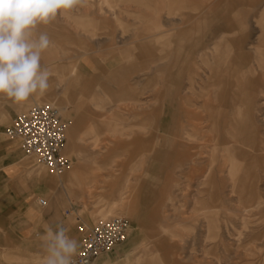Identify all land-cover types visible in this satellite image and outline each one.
I'll return each mask as SVG.
<instances>
[{
	"label": "rangeland",
	"instance_id": "374dc122",
	"mask_svg": "<svg viewBox=\"0 0 264 264\" xmlns=\"http://www.w3.org/2000/svg\"><path fill=\"white\" fill-rule=\"evenodd\" d=\"M38 31L52 41L42 55L50 88L18 112L57 106L71 159L56 174L21 151L24 174L41 186L33 199L46 201L39 208L59 204L80 245L81 224L129 220L127 239L94 264H264V0H81ZM220 48L227 62L218 67L234 66L243 87L216 86ZM171 72L181 77L171 98L184 110L174 131ZM235 119L244 129L231 128ZM10 124L0 112L1 138L17 149ZM170 135L187 160L178 146L165 157Z\"/></svg>",
	"mask_w": 264,
	"mask_h": 264
},
{
	"label": "crops",
	"instance_id": "0c3cea01",
	"mask_svg": "<svg viewBox=\"0 0 264 264\" xmlns=\"http://www.w3.org/2000/svg\"><path fill=\"white\" fill-rule=\"evenodd\" d=\"M233 45L227 44L222 45V47L228 49L230 46L231 48H229L231 50L234 49ZM222 51L223 48H220L214 55L213 71L214 69L217 71L222 70L221 72L223 75L218 77L217 74V77L215 76L218 79L215 83L216 86L222 88L226 86L227 89L243 87L244 79H240L242 82H239L237 74L231 72L232 70H236L234 66L231 68L227 66L225 68L218 67V61L215 57L221 55L226 57L223 53L224 51ZM47 52L46 50L45 54H47ZM226 60L227 59H225L222 64L227 62ZM184 68H181L182 72L186 71ZM240 69L243 70V67ZM246 69L247 68H245V70ZM180 78V75L178 78L177 75L171 72L167 83L169 90L168 96L174 106V110L171 111L170 115L171 121L168 124V126L170 125V129L167 127L169 131H174L173 126L177 117L174 112L180 113V115L184 112L183 109H180L179 105H176L179 104L177 99L174 97L171 98L170 94V87H178L181 82ZM224 79H226L225 83L222 82ZM215 84L213 83L214 86ZM232 92L231 89V93ZM34 101L35 97L30 98L28 102L22 105H17L8 98L0 97V112H4L7 118H11L12 121V119L19 114L18 111L26 108ZM160 128V130H163L162 127ZM2 129H4V127H0V264H42L44 251L40 238L44 234L46 227L49 225L55 226L56 223L62 222L70 229L69 235L72 237H74L76 233V228L70 223L69 214H65L59 204L52 202V204L44 210L39 208V204L33 198L35 195L41 194V186L35 183V180L31 182V180L26 177L24 174L25 168L21 164L20 156L22 150L20 147L14 149L2 140ZM178 145H180L178 141L173 135H170L165 157L168 158L173 150H175V146ZM178 148L180 149L178 160H187L185 158L186 150L184 149V151L182 147L179 146ZM79 167V165H75L72 171L66 174L65 177L70 182H78L80 173ZM121 193L122 199L120 204L123 200V191H121ZM107 214L106 216L108 217L109 215ZM136 264H140V260H138Z\"/></svg>",
	"mask_w": 264,
	"mask_h": 264
},
{
	"label": "clouds",
	"instance_id": "9594fccd",
	"mask_svg": "<svg viewBox=\"0 0 264 264\" xmlns=\"http://www.w3.org/2000/svg\"><path fill=\"white\" fill-rule=\"evenodd\" d=\"M81 0H0V97L22 105L50 88L51 72L41 64L52 44L38 31ZM59 86V85H57ZM62 222L46 227L41 236L42 264H76L80 244Z\"/></svg>",
	"mask_w": 264,
	"mask_h": 264
},
{
	"label": "built area",
	"instance_id": "2783aa9c",
	"mask_svg": "<svg viewBox=\"0 0 264 264\" xmlns=\"http://www.w3.org/2000/svg\"><path fill=\"white\" fill-rule=\"evenodd\" d=\"M66 129L61 110L45 103L33 105L28 111L18 114L5 134L18 141L23 154L35 165L61 174L71 165V159L63 154ZM38 204L45 206V199L39 198ZM130 228L129 220L123 216H114L92 226L81 224L78 229L82 240L76 264H94L99 256L122 244L129 236Z\"/></svg>",
	"mask_w": 264,
	"mask_h": 264
},
{
	"label": "bare ground",
	"instance_id": "6f19581e",
	"mask_svg": "<svg viewBox=\"0 0 264 264\" xmlns=\"http://www.w3.org/2000/svg\"><path fill=\"white\" fill-rule=\"evenodd\" d=\"M223 56L221 55V56H216L215 58H217L216 60L219 62V63H223L224 62V60H223V58H222ZM192 61H191V59H189V62L188 63H191ZM219 71V70H218ZM217 70H216V72H215V76L217 75ZM212 74V76H213V72L211 73ZM239 88V87H238ZM260 89V88H259ZM235 97H237V95H235L234 96V103L236 104V110H237V112H236V114H239V115H243V113H244V110L243 109H241V108H239L237 105H238V97L237 98H235ZM244 102H246V101H244ZM239 104H241V101H240V103ZM228 106V105H227ZM244 106L245 107H247V105L246 104H243L242 105V107L244 108ZM248 109H250L251 110V108H249V106H248ZM218 110H220V111H222V114L223 113H225L223 110H225V108L224 107H222V106H220V107H218ZM184 111V110H183ZM221 113V112H220ZM174 114H175V116L177 115V114H180V113H177V112H174ZM244 116V115H243ZM250 116H251V114H250ZM249 116V117H250ZM248 117V116H247ZM247 122H245L246 123V125H248V126H250V127H252V128H256V126H254L253 124H251V121H250V118H248L247 120H246ZM224 123L225 122H223V125H224ZM162 124V123H161ZM216 124H213V126H215ZM217 125H218V123H217ZM240 126H242V128L244 129V126H245V124H244V122L243 121H241V120H239V119H235L234 120V122H232V124H231V128L232 129H234V128H236V127H240ZM187 134V133H186ZM187 152V151H186ZM186 157H187V154H186ZM240 159V158H239ZM239 159H237V157H235V159L233 158V161H232V164H233V166H235L236 168H239V166H241L242 165V162L239 160ZM122 193L119 195L120 196V198H118V197H116L112 202H111V205H110V209H113V208H115L116 206H118L119 204H120V202H121V199H122ZM111 217H114V216H111ZM111 217H109V218H111ZM109 218H105V219H103V220H106V219H109ZM103 220H99V221H103ZM98 221V222H99Z\"/></svg>",
	"mask_w": 264,
	"mask_h": 264
}]
</instances>
